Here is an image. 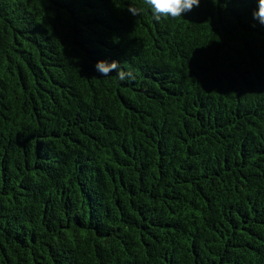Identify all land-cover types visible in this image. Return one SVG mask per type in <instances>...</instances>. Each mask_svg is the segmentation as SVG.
<instances>
[{
	"label": "trees",
	"instance_id": "1",
	"mask_svg": "<svg viewBox=\"0 0 264 264\" xmlns=\"http://www.w3.org/2000/svg\"><path fill=\"white\" fill-rule=\"evenodd\" d=\"M129 5L0 0V264H264L254 0Z\"/></svg>",
	"mask_w": 264,
	"mask_h": 264
},
{
	"label": "clouds",
	"instance_id": "2",
	"mask_svg": "<svg viewBox=\"0 0 264 264\" xmlns=\"http://www.w3.org/2000/svg\"><path fill=\"white\" fill-rule=\"evenodd\" d=\"M202 0H146V8L129 5V14L138 19L142 14L148 12L154 22L162 20L185 19V16L194 9L200 8ZM255 7L251 9L249 25L251 28L264 29V0H254ZM94 72L100 79H108L116 75L121 82L134 80L131 71L122 67L117 60L100 59L94 64Z\"/></svg>",
	"mask_w": 264,
	"mask_h": 264
}]
</instances>
